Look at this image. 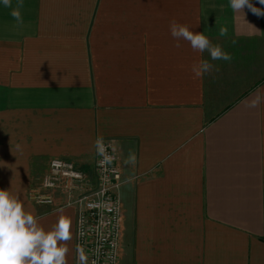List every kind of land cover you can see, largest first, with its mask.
<instances>
[{"label":"crops","instance_id":"0c3cea01","mask_svg":"<svg viewBox=\"0 0 264 264\" xmlns=\"http://www.w3.org/2000/svg\"><path fill=\"white\" fill-rule=\"evenodd\" d=\"M11 11L0 4V190L45 228L64 210L69 264L76 211L42 181L53 158L93 180L98 136L123 178L117 264H264V14L230 0H23L22 24ZM173 19L232 60L175 40ZM202 59L219 72L193 78Z\"/></svg>","mask_w":264,"mask_h":264},{"label":"clouds","instance_id":"9594fccd","mask_svg":"<svg viewBox=\"0 0 264 264\" xmlns=\"http://www.w3.org/2000/svg\"><path fill=\"white\" fill-rule=\"evenodd\" d=\"M260 3L264 4V0H260ZM0 4L5 8H11V16L18 23H23L20 11L23 8V0H17L15 7L12 0H0ZM245 6L256 15L264 14V10L255 7L251 0H230V7L235 11H242ZM169 30L175 40L188 42L193 51L207 52L213 61L232 60L229 53L219 44L214 45L203 32H193L187 25L178 23L175 19L170 21ZM227 33V27L219 29L221 37H225ZM232 43L235 44L236 41L233 40ZM175 46L180 47V44L177 43ZM219 70L208 59L200 60L191 68L195 79ZM257 103L258 100H254L250 107H256ZM92 148L103 158L102 165L111 162L112 157L107 152L102 136L94 139ZM124 163L135 165L136 154L133 150H129ZM131 182V177L125 180L126 184ZM57 212L55 223L50 228H45L34 214L25 210L17 198L8 191L0 190V264H69L68 255L72 251L69 245L73 239L72 222L71 218L64 214L63 209H58ZM74 250L76 264H88V255L79 244L75 245Z\"/></svg>","mask_w":264,"mask_h":264},{"label":"built area","instance_id":"2783aa9c","mask_svg":"<svg viewBox=\"0 0 264 264\" xmlns=\"http://www.w3.org/2000/svg\"><path fill=\"white\" fill-rule=\"evenodd\" d=\"M110 163L102 165L96 154L94 179L68 160L53 158L42 181V188L64 194L66 204L75 208L74 249L79 244L88 255V264H117L120 237V187L123 178L118 157L110 141L104 140ZM37 203H53V194H41L36 188L29 192ZM83 233V235H81ZM98 250V251H97ZM75 250H74V263Z\"/></svg>","mask_w":264,"mask_h":264},{"label":"rangeland","instance_id":"374dc122","mask_svg":"<svg viewBox=\"0 0 264 264\" xmlns=\"http://www.w3.org/2000/svg\"><path fill=\"white\" fill-rule=\"evenodd\" d=\"M72 162V161H71ZM74 163V162H73ZM42 180V179H41ZM62 194V193H61ZM34 201V200H33ZM35 202V201H34ZM35 203H37V202H35ZM38 204V203H37Z\"/></svg>","mask_w":264,"mask_h":264}]
</instances>
